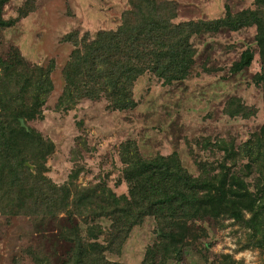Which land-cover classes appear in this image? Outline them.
<instances>
[{
  "label": "trees",
  "instance_id": "1",
  "mask_svg": "<svg viewBox=\"0 0 264 264\" xmlns=\"http://www.w3.org/2000/svg\"><path fill=\"white\" fill-rule=\"evenodd\" d=\"M5 2L0 0V35L14 24L13 18L2 16ZM253 2L252 9L232 12L226 6L222 17L178 23L172 21L176 7L171 0H127L114 29L99 30L91 39L87 34L79 37L76 31L65 35L73 49L62 69L64 84L55 109L68 110L81 98H104L110 109L134 108L136 78L148 72L164 84L184 79L195 63L191 37L222 27L255 26L260 70L251 77L264 88V0ZM26 11L20 10L19 15ZM246 54L253 57L246 52L236 64L238 68L247 63ZM53 68L52 60L48 66L30 65L13 47L5 58L0 55L1 214L48 218L64 212L68 218L80 216L82 224L64 231L69 248L60 264H125L105 254L119 253L131 228L146 217L157 224V241L145 249L140 264L179 261L188 243L186 237L193 231L184 221L225 214L249 229L248 244L264 255V124L237 149L205 138L223 153L209 163L194 157V173L177 150L145 157L133 141L122 142L119 158L126 194L117 195L100 184L82 188L71 181L57 184L46 175L45 165L54 144L29 125L43 116L53 89ZM223 112L243 117L253 113L238 96L226 100ZM224 256H228L224 262L213 264H235L231 256Z\"/></svg>",
  "mask_w": 264,
  "mask_h": 264
},
{
  "label": "rangeland",
  "instance_id": "2",
  "mask_svg": "<svg viewBox=\"0 0 264 264\" xmlns=\"http://www.w3.org/2000/svg\"><path fill=\"white\" fill-rule=\"evenodd\" d=\"M171 1L176 7L172 21L178 23L222 17L226 6L232 12L256 6L253 0ZM126 8L127 0H6L3 5V18H13L14 24L1 31L0 55L5 58L13 47L30 65L54 63L53 89L43 116L29 125L54 144L45 165L46 175L57 184L71 181L79 188L100 184L117 195L126 194L119 158L122 142L133 141L145 157L177 150L194 173V157L209 163L223 153L205 138L237 149L264 124V88L251 77L260 70L255 26L194 34L190 40L196 56L190 73L170 84L148 72L140 75L133 85L134 108L110 109L104 98H81L68 110H56L64 84L62 69L73 49L65 35L76 31L91 39L99 30L114 29ZM23 9L26 14L20 16ZM246 52L253 57L238 68ZM231 96L240 97L253 113L225 114ZM184 222L192 235L186 237L181 259H168L166 264H213L224 262L228 257L224 255L235 264H264L262 252L248 244L249 229L234 218L225 214ZM74 224H82L80 216L68 218L64 212L48 218L0 213V264H60L69 248L65 229ZM156 227L153 218L146 217L131 228L119 253L112 250L105 256L140 264L145 249L157 241Z\"/></svg>",
  "mask_w": 264,
  "mask_h": 264
},
{
  "label": "water",
  "instance_id": "3",
  "mask_svg": "<svg viewBox=\"0 0 264 264\" xmlns=\"http://www.w3.org/2000/svg\"><path fill=\"white\" fill-rule=\"evenodd\" d=\"M248 56H249V54H246L245 60L248 59ZM20 123H21L22 126H25L24 120L22 118H20Z\"/></svg>",
  "mask_w": 264,
  "mask_h": 264
}]
</instances>
